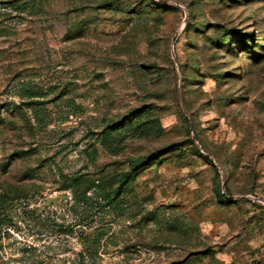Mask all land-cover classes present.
Instances as JSON below:
<instances>
[{"label":"rangeland","instance_id":"1","mask_svg":"<svg viewBox=\"0 0 264 264\" xmlns=\"http://www.w3.org/2000/svg\"><path fill=\"white\" fill-rule=\"evenodd\" d=\"M0 264H264V0H0Z\"/></svg>","mask_w":264,"mask_h":264},{"label":"trees","instance_id":"2","mask_svg":"<svg viewBox=\"0 0 264 264\" xmlns=\"http://www.w3.org/2000/svg\"><path fill=\"white\" fill-rule=\"evenodd\" d=\"M165 150L157 151L155 152L154 156H156V160H158L163 154ZM149 161L148 158H142L140 161L132 162L131 167L136 168V167H142L143 165L147 164ZM129 174H123L119 177L118 179V185L117 187L109 193H102V199L105 201L106 205L112 204L116 198L119 196V193L122 189V186L127 182ZM69 188V187H67Z\"/></svg>","mask_w":264,"mask_h":264}]
</instances>
